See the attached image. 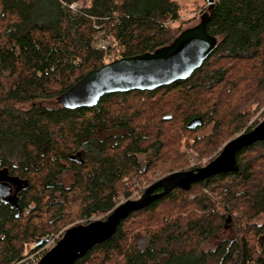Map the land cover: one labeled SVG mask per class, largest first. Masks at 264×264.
<instances>
[{
  "label": "trees",
  "instance_id": "16d2710c",
  "mask_svg": "<svg viewBox=\"0 0 264 264\" xmlns=\"http://www.w3.org/2000/svg\"><path fill=\"white\" fill-rule=\"evenodd\" d=\"M82 1L0 0V177L15 179L18 185L13 197L0 198V264H15L45 244L35 246L49 237L53 226L65 217L66 205L73 201V188L80 190L74 196L79 201L78 215L89 218L114 208L112 198L118 193L121 180L131 174H145L136 154L149 149L159 152L162 143L145 146L141 141L162 137L163 133H151L157 121L149 115L144 117L148 127L141 126L139 131L132 127L128 111L132 104L135 108V101L129 96L168 91L183 105L180 127L184 130L196 132L206 122L219 120V124L227 126L234 123L240 131L251 116L247 114L245 118L241 111L237 117L231 111V102L243 93L240 86H246L247 74L254 79L249 78L251 82L245 90L255 85H259V91L264 89V0H206V31L217 38V44L191 76L151 93L108 94L92 108L64 109L56 98L87 72L104 65L106 50L115 48L118 59L153 52L170 43L182 26L170 25L180 17L178 4L173 0H86L79 11L69 9L72 3ZM98 32L111 38L115 45L106 50L92 47ZM212 61L215 64L209 68ZM247 94L249 99L255 98L253 93ZM117 100L122 101L116 104ZM27 101L34 103L28 110L13 109L14 104ZM51 102L57 106L47 104ZM114 105L119 106L117 111ZM195 117L202 119V126L186 129L185 125ZM163 121L168 122L164 118ZM98 129H120L125 133L102 140L94 137ZM213 135L216 139L222 137L218 131ZM259 145H264V141L237 153L236 171L211 176L188 191L176 190L189 193L197 186L212 189L216 180L239 178L245 189L242 186L240 193L229 190L226 195L236 200L244 198V212L249 216L264 213V180L251 176L249 164L240 159ZM77 152L81 153L83 164L69 160ZM10 158L17 159L16 165L10 164ZM147 162L152 165L150 160ZM66 169L75 172V181L68 189L58 183ZM176 190L131 213L112 237L93 246L74 264H105L114 255L122 259L120 264H153L165 250L141 251L127 246L123 243L126 234L122 224L134 214L154 212L162 203L172 201ZM161 191L157 189L155 193ZM205 204L207 207V202L199 199L196 206L206 209ZM39 212L54 216L53 221L32 222ZM223 215L216 213L206 219L200 214L182 224L177 221L176 228L167 231L165 242L180 241L184 247L168 253L163 264H264V240L259 252L244 239L232 246L230 242L218 245L213 251H196V243L218 229ZM20 239L21 245L15 248L13 241ZM31 243V250L22 251ZM94 254L102 256V260L95 259Z\"/></svg>",
  "mask_w": 264,
  "mask_h": 264
},
{
  "label": "rangeland",
  "instance_id": "374dc122",
  "mask_svg": "<svg viewBox=\"0 0 264 264\" xmlns=\"http://www.w3.org/2000/svg\"><path fill=\"white\" fill-rule=\"evenodd\" d=\"M173 1L178 4L180 17L178 22L170 25L177 27L181 23L182 26L179 32L185 28L198 24L200 16L206 12V0ZM81 4L86 5L87 1L83 0ZM101 45L108 48L115 44L111 38H107L103 36L102 32H98L94 35L92 47L101 49ZM107 51L108 50H106L104 57L105 64L118 59L119 52L115 51V48ZM213 64H215L214 61L209 64V68L213 67ZM251 75L252 74H247L246 76V86H240L243 93L231 102V111H234L237 117L240 116L241 111L244 113L245 118L247 114L251 116L249 122L246 123L244 128L240 131H237V127H235L236 125L234 123L231 126H227L225 123L219 124V120L206 122L204 127L196 132L184 130L180 127V115H182L181 111L183 105L181 106V103L175 101L176 99L173 96L176 97V95L170 94L168 91L154 95L150 92V95L144 93L129 96L133 97L135 101V108L132 104V109L130 108L131 111H128V116L130 118L129 122L131 121L132 127H134L136 131H139L138 128H142L141 126L148 127L149 125L146 124L148 121H145L144 117L145 115H149L152 119L157 121L156 124L152 125L155 126L156 129L155 131H151V133H163V136L159 137L160 139L152 136L141 142H143L145 146L150 143L161 142L162 150L154 152L152 151L153 149H149L146 152L136 154L140 163V169L145 170V174H131L120 181L117 187L118 193L112 198L114 207L127 200H135L139 198L147 186L171 172L190 170L204 166L218 154L227 141L239 133L249 130L257 125L264 118V89L259 91V85H255L251 89L245 90L249 87L247 85L250 84V80L254 79L250 78ZM231 89L232 88H230V90ZM193 90L194 88L189 89V91ZM247 93H253L255 98L253 100L249 99ZM146 94L148 96H146ZM121 101L117 100L115 103L120 104ZM143 102L145 103L141 106ZM32 103V101L20 102L14 104L13 109L15 108L17 110L26 111L34 104ZM47 104L51 105V107L57 106L56 104H52V102ZM247 104L250 105V110H247ZM10 105L11 104L9 103L8 106ZM49 105L48 107H50ZM118 108L119 106L114 105V111H117ZM171 116H173V118L170 121ZM163 118L164 120H168V122H164ZM215 123L216 127L214 126ZM214 131L222 133V137L216 139L217 136L213 135ZM124 133L125 132L120 129H98L95 132L94 137L105 140L110 136L115 138L122 136ZM146 141L147 143H144ZM139 144L142 148V143ZM144 145L143 148L145 147ZM240 159H242L244 163L249 164V167L251 168V176L261 181L264 180V145H259L254 149L247 151L240 157ZM148 160L152 162V165H147ZM16 163L17 159L10 158V164L16 165ZM74 176L75 172L73 170L66 169L58 177V183H60L64 189H68L72 187L75 181ZM241 188L245 189V184L240 181L239 178H235L234 180L224 178L213 182L212 189L197 186L189 193H181L176 190L173 200L162 203L154 212L134 214L125 221L122 224V229L124 234H126L123 243L131 248L141 251L148 248L153 249L154 251L164 249L165 253L158 255L153 263L163 264L167 259L168 253L177 252L184 247V243L180 241H175L170 244H166L165 242V237L168 234L167 231L176 228L175 224L177 221L180 220V223L182 224L186 220L189 221L197 218L200 214H203L206 219H210L211 217H214L213 214L217 213L219 215L224 214L223 219L221 220L222 223L219 224L216 231L201 240L198 244L196 243L195 247L198 253L213 251L218 245H227L228 242H230L229 246H232L233 243H237L240 239L246 240L255 251L259 252L260 243L264 240V213L258 215L252 214L249 216L244 212V198L237 197L236 200L233 199L232 196L229 197V195H226L229 190H232L234 193H240L242 190ZM73 189V192L75 191V193L72 192L71 194L73 201L66 205L67 209L65 208L64 210L65 217L55 224L51 232H49V235H47L50 237V241H48L49 245H55L67 228L86 224L89 221L104 220L108 215V213L93 214L89 218H81L77 213V205L79 201L74 199V196L77 195L80 190ZM199 199H203L207 202V207L206 204L204 206L206 209L199 205L198 207L196 206L197 200ZM26 212H29V209H27ZM40 213L41 212L38 213V217H35L32 222L49 223L53 221L54 216L50 217L49 214H44L42 212L41 217H39ZM227 219L230 220L226 222ZM24 221L28 222L26 220ZM157 232H159V234H156ZM154 236L156 237L154 238ZM21 243L22 239L15 243L13 241V245L16 246L15 248L21 245ZM43 245L40 246V248H43ZM33 247L34 246L31 243L23 246L22 251L24 250L25 253H27ZM37 250L30 251L27 255ZM43 255H41V257ZM98 256L96 254L93 255L95 259L102 260L103 257L101 256L100 258ZM233 257L235 258L236 254H233ZM121 261L122 259L120 257L114 255L110 262H105V264H120Z\"/></svg>",
  "mask_w": 264,
  "mask_h": 264
},
{
  "label": "water",
  "instance_id": "95a60500",
  "mask_svg": "<svg viewBox=\"0 0 264 264\" xmlns=\"http://www.w3.org/2000/svg\"><path fill=\"white\" fill-rule=\"evenodd\" d=\"M206 19L205 12L200 16L198 24L181 30L170 43L153 52L119 58L87 72L56 98L57 103L67 110L92 108L108 94L153 92L187 79L211 55L217 44V38L206 31ZM202 123L200 117H195L185 127L195 130ZM262 141L264 118L253 128L227 141L204 166L171 172L147 186L139 198L115 206L104 220L89 221L67 228L57 243L36 264H74L93 246L112 237L118 225L131 213L147 207L173 190L188 191L192 185L211 176L236 171L237 153ZM69 160L83 164L80 152L70 156ZM17 188L15 183L13 194L11 185L1 181L0 198L11 194L14 196ZM157 189L162 191L155 193ZM48 241L49 237L38 241L35 246Z\"/></svg>",
  "mask_w": 264,
  "mask_h": 264
},
{
  "label": "built area",
  "instance_id": "2783aa9c",
  "mask_svg": "<svg viewBox=\"0 0 264 264\" xmlns=\"http://www.w3.org/2000/svg\"><path fill=\"white\" fill-rule=\"evenodd\" d=\"M83 7L82 4H78V3H72L69 6V9L72 12H76L79 11L81 8ZM101 49L106 50V47L104 45L100 46ZM50 241V240H49ZM49 242H45V244L43 245V248H38L37 251L35 252H31L29 255H27L25 258L21 259L20 261H18L15 264H36L39 259L41 258V255L45 254L48 250H50L54 245H49ZM56 244V243H55ZM50 246V247H48Z\"/></svg>",
  "mask_w": 264,
  "mask_h": 264
},
{
  "label": "flooded vegetation",
  "instance_id": "af4514ba",
  "mask_svg": "<svg viewBox=\"0 0 264 264\" xmlns=\"http://www.w3.org/2000/svg\"><path fill=\"white\" fill-rule=\"evenodd\" d=\"M4 177V179H2V177H0V182L1 181H5V182H7V183H9L10 185H11V187H12V192H13V194H14V188H15V183H16V180L15 179H12V178H8V177H5V176H3ZM11 197H13V195L11 194L10 196H8V197H5V198H1V199H9V198H11Z\"/></svg>",
  "mask_w": 264,
  "mask_h": 264
}]
</instances>
